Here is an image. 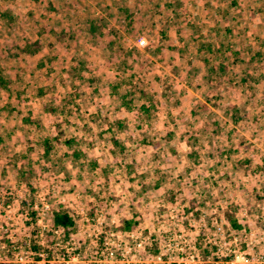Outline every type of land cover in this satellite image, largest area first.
I'll return each instance as SVG.
<instances>
[{
  "label": "rangeland",
  "instance_id": "1",
  "mask_svg": "<svg viewBox=\"0 0 264 264\" xmlns=\"http://www.w3.org/2000/svg\"><path fill=\"white\" fill-rule=\"evenodd\" d=\"M157 2L169 1L0 0V68L11 82L0 94V264H227L236 254L264 264V152L249 158L245 137L222 140L241 134L225 119L247 118L234 110L247 99L264 128V63L232 66L216 46L209 65L195 57L199 70L189 58L199 48L193 29L171 32ZM37 40V55H19L15 44ZM221 63L230 73L260 74L246 84L254 91L241 93L246 85L233 78L219 87L208 76ZM119 84L136 90L134 113L114 99ZM143 104L151 111H139ZM58 125L98 161L95 172L65 146L44 161L41 140ZM110 125L125 154L110 155ZM190 132L199 140L192 151ZM229 176L237 183L225 187ZM59 210L76 221L69 235L51 233Z\"/></svg>",
  "mask_w": 264,
  "mask_h": 264
},
{
  "label": "crops",
  "instance_id": "2",
  "mask_svg": "<svg viewBox=\"0 0 264 264\" xmlns=\"http://www.w3.org/2000/svg\"><path fill=\"white\" fill-rule=\"evenodd\" d=\"M168 1L169 2L167 7L164 6V3L157 2L159 3L161 12L162 10H167V16L169 17V20L167 21V23L169 24L168 29L171 30V32L176 30L178 31V33L183 30L185 31L186 29H193L190 39L193 44H198L199 48L195 51L194 56H190L189 58L191 63H193V66L198 67L199 70L204 69V67L202 65V62L200 60L198 61L195 57H202V60L204 58L205 61V58L207 56H209V58L210 56H212V54L206 55L205 52H201V47L204 44H210L214 50L216 46H219L218 49L222 52L223 60H225L226 58L229 63L231 62L232 66L236 65L237 67H239V64H242L243 66L247 67L248 64L259 62L264 63V0ZM180 5H182L183 9L177 8ZM230 69L231 68H229L226 74L223 76V82L221 84H218L219 87L227 84L226 79H241L240 83L246 85L248 84L249 80L254 79L253 77L257 78L258 75H260L258 73H248L244 70H242L241 72H238V70H236V72L230 73ZM255 82H258V80H256ZM254 89V87L251 88V86L248 87L246 85V87H243V89L241 90V93H250V91H254ZM191 90L192 89L189 88V92H191ZM251 101L253 100H246L244 109L239 104L237 108H234L235 112H237L236 114H241V112L246 111L245 114L249 115L247 118H235V120H232L233 114L230 112L226 114V116L228 117L227 119H225L227 122L226 125L231 126L232 124H234L233 127L237 129L241 134L236 135V132L231 133L230 131H228V134L226 135L227 138L222 139L223 141L227 142L226 145H229L230 143L234 145V143L239 141V138H237V136L245 137L244 139L241 138V142H244L245 146H251L250 148L242 147V152L243 154L246 153L247 157L249 158H251V154L253 157V154H258L260 153V151L264 152V141L260 145L254 140V138H256L257 136H261L260 132H262V130L264 131V128H259L261 126H258L256 124L257 121H260L259 118H256L259 117L256 116L259 114H257V112L255 111V107H252V105L254 106V102ZM250 111L251 114L255 115L253 116V118H250ZM262 114L264 115V112ZM221 125L220 127H222ZM242 130H244V132H242ZM3 140L5 143L6 138H3ZM24 140L27 139L22 138V141ZM184 143L186 144L188 151H192V143L188 137L185 138ZM26 144H28V142H26ZM233 145V149H236L237 147ZM111 147H113V144ZM40 148V150H43L41 146ZM221 149L223 151L221 153L224 157L227 158L230 155L231 151L229 150V152L228 149L223 148L222 146ZM219 152L220 151H218V153ZM42 153H44V150L42 151ZM192 153L193 152L188 153L187 157L191 158ZM237 153H239V151H236V154ZM110 155H112L111 150ZM260 155L262 157L264 154L260 153ZM223 182L225 184V187L237 183V181L232 176L231 178L230 176L225 178V181Z\"/></svg>",
  "mask_w": 264,
  "mask_h": 264
},
{
  "label": "trees",
  "instance_id": "3",
  "mask_svg": "<svg viewBox=\"0 0 264 264\" xmlns=\"http://www.w3.org/2000/svg\"><path fill=\"white\" fill-rule=\"evenodd\" d=\"M90 32L91 35L95 36L96 35V26H94L93 24L90 25ZM110 33H113V30H110ZM16 48L19 51V55H27V56H35L39 53L42 43L40 40H37L35 42H31V41H26L23 42L22 44H15ZM205 52L206 55H211L215 52V50L213 49V47L210 44H204L201 47V52ZM210 58L209 56H207L205 58V62L206 64H210ZM210 73L208 77H211L213 79V75L215 74V83L216 84H221L223 82V76L226 74L228 67L224 64L221 63V65L219 66H212L210 67ZM10 86H11V82L10 80L4 75V71L3 69L0 68V94L4 91H9L10 90ZM122 87V84H119L117 86L114 87V93H113V97L115 100H117L120 105L122 106L123 109H125L127 112L130 113H134L135 112V106H134V102L137 99V94H136V90L134 89H130L127 88L124 91H120ZM75 92H78V89L75 88L74 89ZM41 92V96L45 95L46 90L42 89L40 90ZM139 95L140 98L145 100L148 99V94L146 91L144 90H140L139 91ZM52 113H55V110L51 109L50 110ZM139 111H145V112H150L151 108L150 106H147L146 104H143L141 106V108L139 109ZM26 123H31L32 120L30 118L25 119ZM119 128L122 129L123 126L119 125ZM111 135V141L113 144V147L111 149V152L114 155H117L116 150L119 149V152L121 154H124L128 148L127 146L122 142V140L118 137V131L112 126L110 125L108 130ZM171 135V134H169ZM189 140L191 141V143L195 146H197L198 144V134L194 133V132H190L188 133ZM4 143L3 138H0V146L1 144ZM79 144V139L77 138H67L66 134L64 132V130L62 129V125H58L57 126V133L56 135H54L53 137H45L42 138L41 140V144L40 146L43 148L44 153H43V159L46 163H52V155L56 152L57 148L60 146H65L68 149L72 150L70 153L67 154V156L72 157L74 162L75 161H80V160H89L91 162L85 164L87 165V168H89V171H96V169L99 167L98 161L96 159H92L89 158L88 154L82 150L79 149H74L75 146H77ZM196 154V150L193 151L191 157H193V155ZM135 215H138L137 213ZM231 223L233 225V227L235 229H241V226L238 225L237 221L232 219ZM134 225H136V222L134 219L132 220H127L125 222V226H124V230L125 231H131L134 227ZM76 227V221L74 219V217L65 211H55L52 214V222H51V229L54 233L55 231L62 229L64 230V233H66V235H69L70 231L74 230V228ZM52 239V238H51ZM33 251H35L36 253H40V255L46 253L48 254L49 252H43L42 248L40 246H33ZM50 259H48V256L45 258H41L39 256H37V262H42V261H50Z\"/></svg>",
  "mask_w": 264,
  "mask_h": 264
},
{
  "label": "built area",
  "instance_id": "4",
  "mask_svg": "<svg viewBox=\"0 0 264 264\" xmlns=\"http://www.w3.org/2000/svg\"><path fill=\"white\" fill-rule=\"evenodd\" d=\"M146 44L144 39L139 40V45L140 46H144ZM59 232H64V230L59 229ZM160 259V258H158ZM148 264V262L146 263ZM227 264H253L252 262H250L245 256H243V254L240 255H235L233 257V259H230Z\"/></svg>",
  "mask_w": 264,
  "mask_h": 264
}]
</instances>
